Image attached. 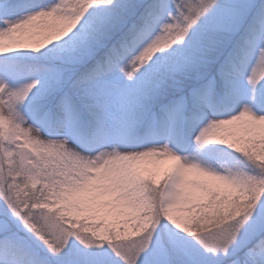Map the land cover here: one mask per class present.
Masks as SVG:
<instances>
[{
  "label": "snow or ice",
  "instance_id": "1",
  "mask_svg": "<svg viewBox=\"0 0 264 264\" xmlns=\"http://www.w3.org/2000/svg\"><path fill=\"white\" fill-rule=\"evenodd\" d=\"M0 264H264V0H0Z\"/></svg>",
  "mask_w": 264,
  "mask_h": 264
}]
</instances>
